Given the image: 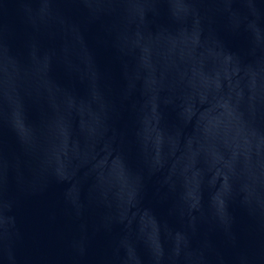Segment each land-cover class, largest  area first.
<instances>
[{"label":"water","instance_id":"95a60500","mask_svg":"<svg viewBox=\"0 0 264 264\" xmlns=\"http://www.w3.org/2000/svg\"><path fill=\"white\" fill-rule=\"evenodd\" d=\"M0 264H264V0H0Z\"/></svg>","mask_w":264,"mask_h":264}]
</instances>
